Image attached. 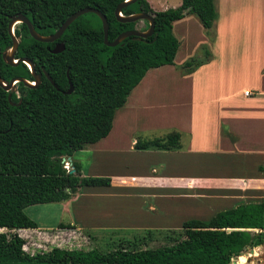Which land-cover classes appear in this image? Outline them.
Instances as JSON below:
<instances>
[{
    "label": "trees",
    "instance_id": "16d2710c",
    "mask_svg": "<svg viewBox=\"0 0 264 264\" xmlns=\"http://www.w3.org/2000/svg\"><path fill=\"white\" fill-rule=\"evenodd\" d=\"M123 1L0 0V79L5 83L12 77L32 81L24 63L10 66L1 58L11 45L7 32L10 15L23 14L37 33L46 35L75 10L93 7L104 15L107 40L111 41L124 30L137 29L139 21L138 30L148 25L146 20H116L114 8ZM136 12L152 16L151 35L127 36L106 46L99 18L87 12L71 21L55 40L64 45L58 53L49 52L55 41H36L24 23L14 25V59L30 60L40 81L34 87L16 82L18 99L10 93L11 100L18 102L15 106L7 103V91L0 87V229L36 228L24 207L67 200L80 187L109 186L107 176H79L75 162H71L73 171L66 172L62 158L108 134L115 111L148 69L173 64L178 47L171 30L174 20L192 14L209 33L216 16L212 0H180L176 7L164 10H153L146 0H135L120 9L123 16ZM199 64L190 57L178 68L191 71ZM67 77L72 84L69 94L63 92ZM178 138V132L170 131L163 137L136 140L133 148L173 149L178 147ZM181 229L183 237L156 247H137L132 242L107 251L53 246L34 253L22 249L25 240L16 233L0 232V264H227L246 246L264 243V199L219 210L207 220L187 219Z\"/></svg>",
    "mask_w": 264,
    "mask_h": 264
},
{
    "label": "crops",
    "instance_id": "0c3cea01",
    "mask_svg": "<svg viewBox=\"0 0 264 264\" xmlns=\"http://www.w3.org/2000/svg\"><path fill=\"white\" fill-rule=\"evenodd\" d=\"M146 1L153 10L176 7L180 3V0ZM212 2L216 16L209 33L192 14L185 13L174 20L171 30L178 41L174 65L148 69L119 108L120 122L133 118L138 108L146 110L148 116L171 114L168 120L151 122L148 119L145 125L178 132V147L136 149L159 155L158 169L141 170L140 174L129 176L109 174L107 187H85L84 191L80 187L69 199L50 202L54 204L51 209L57 212L56 221L65 215L68 220L65 223L59 221L50 227L38 223L34 215H28L37 227L14 231H105L92 221L111 219L116 202L127 201L123 197L130 196L144 201L148 212L158 211L156 217L160 221L188 214L181 223L198 218L205 210H224L264 199V0ZM190 57L198 59L200 64L182 72L179 65ZM167 73L171 75L167 77ZM167 82L173 85H164ZM169 93L171 97L167 100ZM115 113L108 134L83 148L89 149L91 163L96 157L99 161L110 160L112 156L105 153L118 151L120 137L111 138ZM130 135L128 148L135 149L133 145L139 139ZM72 155L67 159L79 165V176H87ZM168 224L167 227H175ZM261 254L264 255V243L244 252L252 261ZM240 255L235 258L237 264H241L237 260Z\"/></svg>",
    "mask_w": 264,
    "mask_h": 264
},
{
    "label": "rangeland",
    "instance_id": "374dc122",
    "mask_svg": "<svg viewBox=\"0 0 264 264\" xmlns=\"http://www.w3.org/2000/svg\"><path fill=\"white\" fill-rule=\"evenodd\" d=\"M168 1L172 3L176 0ZM141 26L142 23L141 21H139L136 28L138 29ZM169 75L171 74L167 73V77H169ZM164 85H173V83L167 82V84ZM14 88L15 87L13 86L12 89ZM150 89L151 88H149V91ZM170 97L171 94L169 93V97L167 98V100ZM146 98L147 97H144V99ZM165 113L169 114L167 112ZM120 114L121 109H117L115 113V129L111 137L112 139L115 137L114 140L120 137L117 144V150L119 152L115 151L109 154L105 153L107 154V156H112L110 160L99 161V157H96L93 163H91L88 158L89 149L77 150L72 152V158L78 159L81 164V170L84 173L83 175H100L110 177L109 174H116L129 176L140 174L141 170L149 171L150 168H154V170L158 169V162L156 161L160 158L159 155H154L147 150L129 149L128 141L131 138V133L136 137V139L139 140H148L157 136L163 137L166 133L169 132V129H156L145 124L149 123L148 119H150L151 122H154L155 120H168L172 117L171 114L162 115V117L152 115L148 116L149 113H147L146 110L138 108L134 110L133 118L129 119L128 121L121 119V122L119 119ZM122 125H124V127L121 130ZM125 125L127 126L125 127ZM113 186L117 188L116 185ZM120 189L122 191L125 190L123 188ZM81 190L84 191L86 190V188L81 187ZM123 199L127 201L119 203L116 202L115 214L111 219L102 220L97 218L92 221V223L97 225L96 227H104L106 229L105 231L96 230L97 232H95L78 231L76 229H53L47 233H20L18 231H14V229L7 230L6 228L1 231L5 232L7 235L16 233L19 236H24L25 242L22 245V249L28 253H34L36 251H46L53 246H58L61 248H77L83 250L95 248L101 251H107L118 245L132 242H134L137 247H156L160 245L170 244L174 238L184 236L183 230L181 229V224L179 223H181V219H183L188 214H182V216L178 217H168L166 221H160L156 217L159 212H148V209H146L145 207L146 205L143 204L144 201H142L140 198L130 196L123 197ZM52 205L54 204L40 203L28 205L23 208V212L26 216L34 215L38 223H40L41 225H48L50 227L56 226V223H58L59 221L62 223L68 221L67 216L65 215L62 219L59 218L61 220L56 221L57 212H54L51 209L50 206ZM218 210H220V208H214V210H205L198 215V218L195 219L207 220ZM85 220L88 222L87 218H85ZM167 223H170L168 225H173L175 227H167ZM178 224L179 226H176ZM143 241H145V245H143ZM249 257L250 255H244L243 253L237 258V260L241 264H264L263 254L255 257L257 258L256 261H252L251 259H249Z\"/></svg>",
    "mask_w": 264,
    "mask_h": 264
},
{
    "label": "water",
    "instance_id": "95a60500",
    "mask_svg": "<svg viewBox=\"0 0 264 264\" xmlns=\"http://www.w3.org/2000/svg\"><path fill=\"white\" fill-rule=\"evenodd\" d=\"M134 1L135 0H125V1L117 4L114 8L113 14H114L116 20L122 21V22H133L136 20H146L148 23L147 28L145 30H138V29L124 30V31L120 32L119 34H117V36H115V38H113L111 41L107 40L108 25H107V22H106L104 15L93 7H82V8L75 10L74 12H72L70 15H68L64 19V21L54 30V32H52L50 34H46V35H42V34L37 33L33 29V27L31 26L29 20L23 14L17 13L14 15H10L9 21L7 23V32L10 36L11 45L5 51H3L1 53V58L6 64H8L10 66H15L19 62L24 63L28 67L30 75H31L34 83L30 84L27 80H25L22 77H12L6 83L0 79V87L4 91H9L12 89L14 83H16V82H21L26 87H34L39 81V74H35L34 69H33V64L30 60H28L24 57L17 58L16 60H14V53H15V50L17 48V38L13 34V27L16 23H24L27 27L29 35L34 40L39 41V42H52V41H55L56 39H58L60 37V35L65 30V28L68 26V24L71 21H73L76 17H78L84 13L91 12V13L95 14L100 20L103 44H105L106 46H114V45L118 44L123 38H125L127 36H131L132 39H139V38H145V37L151 35L153 32V18L151 15H149L145 12H136V13H132V14H129L126 16L121 15L120 9L123 6H125L129 3H132ZM63 46L64 45L62 42H56L52 46V48L49 49V52L50 53H58L63 49ZM44 74H45L46 78L50 81V83L56 88L55 84L50 79V77L46 73H44ZM67 83H68L67 89L63 92L66 94H69L72 91V84H71L70 80L68 79V77H67ZM228 230L229 229L227 228L226 231H228ZM0 232H2V231H0ZM251 248L252 247H250V246H246L242 251H240L239 254H243L246 249L250 250ZM235 258H236V256L232 255L229 259V262H227V264H237Z\"/></svg>",
    "mask_w": 264,
    "mask_h": 264
},
{
    "label": "flooded vegetation",
    "instance_id": "af4514ba",
    "mask_svg": "<svg viewBox=\"0 0 264 264\" xmlns=\"http://www.w3.org/2000/svg\"><path fill=\"white\" fill-rule=\"evenodd\" d=\"M52 42H53V41H52ZM56 42H60V41H55L54 44H55ZM54 44H53V45H54ZM14 60H16V59H14ZM28 70H29V69H28ZM34 72H35V71H34ZM29 73H30V72H29ZM35 74H39V73H35ZM30 76H31V75H30ZM31 78H32V77H31ZM25 80H26V79H25ZM27 81H28V80H27ZM39 81H40V74H39ZM39 81H38V83H39ZM28 82L31 83V84L34 83L33 79H32V81H28ZM38 83H37V84H38ZM37 84H36V85H37ZM13 86L15 87L14 89H11V90H9V91L6 92V100H7V103H8L9 105H11V106H15V105H17L18 102H15V101L11 100V98H10V97H11V96H10V93H11V92H14V93H15L14 95H15V98H16V99H18V97H19V93L16 91V87H17L16 83H14ZM67 86H68V83H67ZM12 88H13V87H12ZM66 89H67V88H66ZM66 89H65V90H66ZM65 90H64V91H65ZM0 101L2 102V100H0Z\"/></svg>",
    "mask_w": 264,
    "mask_h": 264
},
{
    "label": "built area",
    "instance_id": "2783aa9c",
    "mask_svg": "<svg viewBox=\"0 0 264 264\" xmlns=\"http://www.w3.org/2000/svg\"><path fill=\"white\" fill-rule=\"evenodd\" d=\"M244 94H247V91L243 92ZM62 168L66 171V172H70L73 171V167L71 165V162L67 159V157H63L62 160ZM264 261V260H263Z\"/></svg>",
    "mask_w": 264,
    "mask_h": 264
},
{
    "label": "bare ground",
    "instance_id": "6f19581e",
    "mask_svg": "<svg viewBox=\"0 0 264 264\" xmlns=\"http://www.w3.org/2000/svg\"><path fill=\"white\" fill-rule=\"evenodd\" d=\"M31 84V83H30Z\"/></svg>",
    "mask_w": 264,
    "mask_h": 264
}]
</instances>
